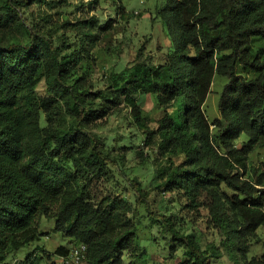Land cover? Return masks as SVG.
<instances>
[{
	"label": "trees",
	"instance_id": "16d2710c",
	"mask_svg": "<svg viewBox=\"0 0 264 264\" xmlns=\"http://www.w3.org/2000/svg\"><path fill=\"white\" fill-rule=\"evenodd\" d=\"M32 1L0 0V30L11 23L23 26L22 6ZM169 6L160 11L172 42L169 51L161 62L150 53L117 73L111 92L93 94L76 75L99 38L96 30L111 28L112 20L64 21L61 28L77 31L73 46L67 31L58 40L27 25V40L0 39V264L41 240L42 217L54 218L55 231L69 244L54 251L36 245L21 263L60 259L82 243L87 245L83 262L123 263L139 222L129 226L121 209L136 217L135 209L117 196L105 206L95 205L89 181L73 184L70 168L94 166L99 172L113 162L105 139L86 126L106 116L120 97L144 135L137 150L141 162L150 156L146 148L155 155V185L180 193L186 207L207 211L208 227L223 235L228 254L234 252L232 264H264V252L248 258L264 225V160L251 168L247 163L257 146L264 147V47L254 44L264 40V0H171ZM240 66L252 75L241 73ZM45 68L52 73L48 89L71 98L80 131L74 125H42L41 111L53 99L36 91ZM217 74L227 82L219 116L211 121L204 106ZM148 94L161 109L155 123L139 103ZM89 97H103V105L94 106ZM244 133L248 140L239 148ZM132 183L140 194L141 183ZM164 219L171 241L186 249L187 258L179 264H214L221 257L217 247L209 246L212 253L203 250L194 235L179 233L170 218Z\"/></svg>",
	"mask_w": 264,
	"mask_h": 264
},
{
	"label": "rangeland",
	"instance_id": "374dc122",
	"mask_svg": "<svg viewBox=\"0 0 264 264\" xmlns=\"http://www.w3.org/2000/svg\"><path fill=\"white\" fill-rule=\"evenodd\" d=\"M171 0H46L32 1L22 6L24 25L11 23L0 30V39L6 41L27 40L25 25L34 32H42L51 38H58L64 34L61 24L70 20L76 23L83 18L97 17L100 22L112 20L111 28L97 31L98 40L91 49L88 58L78 67L76 76L93 94L99 89L111 92L116 74L134 67L139 58L152 54L156 62H161L164 55L171 48V38L167 32L163 14V7H169ZM170 12V11H168ZM128 15V18L125 17ZM67 36L73 46L77 42V31L68 30ZM256 48L264 47L263 39L254 41ZM140 54L142 57H140ZM238 70L247 75L252 72L242 66ZM36 85V91L41 97H53L49 107L41 111V123L46 128L54 127L67 129L76 124L71 98L57 91H50L48 84L52 73L46 68ZM51 74V75H50ZM227 78L217 74L214 77L211 91L208 95L205 111L213 121L219 116V100ZM139 95L135 94V97ZM96 107L103 105V97H89ZM140 105L147 110L153 122L161 116V109L152 94L140 100ZM87 131H94L106 141L107 149L111 153L113 162H107L99 172L97 167L70 166L73 174V184L83 185L89 181V195L95 205L105 206L106 202L115 196L126 199L135 209L122 211V217H128L129 226L137 222L136 234L131 240L128 250L123 253L122 264H179L187 258L186 249L179 242L171 241L172 233L167 227L164 217L170 218L175 229L181 234H192L202 246L203 250H213L211 244L217 247L214 251L220 253L214 264H232L235 260L234 252L228 254L226 246L220 242L223 235L215 232L206 223L207 211L186 207L188 200L176 191H161L155 185L154 164L155 155L148 148L145 155L150 154L146 161L141 162L137 150L143 147L144 135L132 117L131 107L120 97L118 105L109 109L106 116L90 122ZM82 137V136H81ZM248 140L244 133L237 141L241 148ZM264 160V147L257 146L247 157L248 168L258 165ZM250 176V172L246 174ZM136 179L141 183V193L133 186ZM146 197V200L142 199ZM104 199V201H103ZM134 221V223H133ZM56 220L42 217L40 228L44 231L40 241L27 245L9 256L8 264L21 263L27 255L36 249V245L45 246L54 251L59 245H68V238L62 232L55 231ZM224 238V237H223ZM248 258L259 256L264 252V225L258 229V235L253 239ZM72 244V243H71ZM70 244V245H71ZM73 246V244L71 245ZM138 249L133 250L134 247ZM175 246V249L172 247ZM228 254V255H226ZM46 258V257H45ZM44 264H60L59 260H48ZM82 264H88L83 262Z\"/></svg>",
	"mask_w": 264,
	"mask_h": 264
},
{
	"label": "built area",
	"instance_id": "2783aa9c",
	"mask_svg": "<svg viewBox=\"0 0 264 264\" xmlns=\"http://www.w3.org/2000/svg\"><path fill=\"white\" fill-rule=\"evenodd\" d=\"M87 252V245L82 243L74 246L69 255L62 256L60 264H82Z\"/></svg>",
	"mask_w": 264,
	"mask_h": 264
},
{
	"label": "crops",
	"instance_id": "0c3cea01",
	"mask_svg": "<svg viewBox=\"0 0 264 264\" xmlns=\"http://www.w3.org/2000/svg\"><path fill=\"white\" fill-rule=\"evenodd\" d=\"M56 260H59V258L57 257Z\"/></svg>",
	"mask_w": 264,
	"mask_h": 264
}]
</instances>
